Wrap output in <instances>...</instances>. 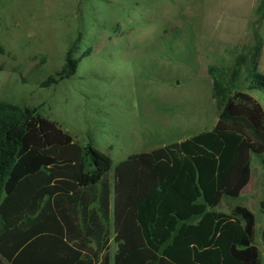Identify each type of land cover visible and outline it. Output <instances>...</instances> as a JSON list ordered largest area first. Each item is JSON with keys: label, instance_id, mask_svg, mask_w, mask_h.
I'll return each instance as SVG.
<instances>
[{"label": "trees", "instance_id": "obj_1", "mask_svg": "<svg viewBox=\"0 0 264 264\" xmlns=\"http://www.w3.org/2000/svg\"><path fill=\"white\" fill-rule=\"evenodd\" d=\"M261 50L255 37L245 91V56L226 74L209 68L220 110L211 131L128 157L113 183L110 157L90 141L80 146L37 108L0 101V264H261L254 215L243 205L219 211L253 192L254 158L264 168V110L251 96L264 94ZM77 64L67 52L41 87Z\"/></svg>", "mask_w": 264, "mask_h": 264}, {"label": "rangeland", "instance_id": "obj_2", "mask_svg": "<svg viewBox=\"0 0 264 264\" xmlns=\"http://www.w3.org/2000/svg\"><path fill=\"white\" fill-rule=\"evenodd\" d=\"M255 37L264 75V0H0V101L37 108L80 146L90 141L110 157L113 183L128 157L214 128L220 110L208 70L226 74L245 56L237 81L245 91ZM67 52L78 61L74 75L42 88ZM251 96L264 110V94ZM253 167L257 197L264 169L256 158ZM245 207L264 264V215L255 201ZM115 252L111 240V260Z\"/></svg>", "mask_w": 264, "mask_h": 264}, {"label": "crops", "instance_id": "obj_3", "mask_svg": "<svg viewBox=\"0 0 264 264\" xmlns=\"http://www.w3.org/2000/svg\"><path fill=\"white\" fill-rule=\"evenodd\" d=\"M262 169H264V168H262ZM260 187H261V194L259 193V195L256 197L255 193H256V191H257V183H256V181H255L254 190H253V192L251 193V195H249V196H244V197H247V198H249V199L251 198V200H248L247 203H244L245 206H249V203H250V202L255 201V202H257V205H258V207L260 208V203L263 201V200H261V198H262V196H263V194H264V183L261 184ZM262 187H263V188H262ZM244 197H242V198H244ZM221 206H222V205H221ZM219 211L225 212V211H223L222 209H219ZM263 227H264V226H263ZM263 229H264V228H262V231H263ZM254 238H255V235H254ZM254 244H255V243H254Z\"/></svg>", "mask_w": 264, "mask_h": 264}]
</instances>
